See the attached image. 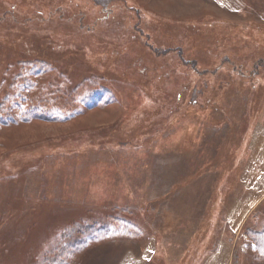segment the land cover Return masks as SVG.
<instances>
[{
  "label": "rangeland",
  "instance_id": "obj_1",
  "mask_svg": "<svg viewBox=\"0 0 264 264\" xmlns=\"http://www.w3.org/2000/svg\"><path fill=\"white\" fill-rule=\"evenodd\" d=\"M263 233L264 0H0V264H264Z\"/></svg>",
  "mask_w": 264,
  "mask_h": 264
},
{
  "label": "trees",
  "instance_id": "obj_2",
  "mask_svg": "<svg viewBox=\"0 0 264 264\" xmlns=\"http://www.w3.org/2000/svg\"><path fill=\"white\" fill-rule=\"evenodd\" d=\"M262 235H264V233H263ZM48 262H49V261H48Z\"/></svg>",
  "mask_w": 264,
  "mask_h": 264
},
{
  "label": "crops",
  "instance_id": "obj_3",
  "mask_svg": "<svg viewBox=\"0 0 264 264\" xmlns=\"http://www.w3.org/2000/svg\"><path fill=\"white\" fill-rule=\"evenodd\" d=\"M206 255V254H205Z\"/></svg>",
  "mask_w": 264,
  "mask_h": 264
}]
</instances>
